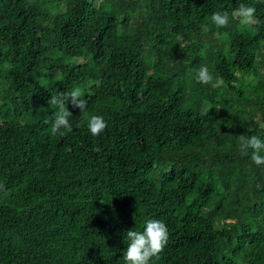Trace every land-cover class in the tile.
<instances>
[{"label": "trees", "instance_id": "1", "mask_svg": "<svg viewBox=\"0 0 264 264\" xmlns=\"http://www.w3.org/2000/svg\"><path fill=\"white\" fill-rule=\"evenodd\" d=\"M75 89L87 107L53 135L50 99ZM241 135L264 141V3L0 0V264H124L148 219L169 232L149 264H264V165Z\"/></svg>", "mask_w": 264, "mask_h": 264}, {"label": "clouds", "instance_id": "2", "mask_svg": "<svg viewBox=\"0 0 264 264\" xmlns=\"http://www.w3.org/2000/svg\"><path fill=\"white\" fill-rule=\"evenodd\" d=\"M258 3H264V0H257ZM256 9L253 6H247L240 3L234 10V17L245 25H254L258 21L255 19ZM211 22L217 27H226L229 24L228 12H214L211 15ZM203 31H208L207 25L202 26ZM197 82L202 84H210L212 76L206 66H201L196 74ZM82 92L75 89L71 92H59L56 96H52L50 101L57 106L58 111L55 114V119L51 124V132L53 135L59 134L63 136L66 132L72 131V124L69 117L72 113L68 110V105L72 108H77L79 111H84L87 107L86 99L82 98ZM79 127V125H77ZM88 131L94 137L100 136L107 128V122L102 116L93 115L87 122ZM241 148L251 149L252 162L256 166L264 165V155L261 151L264 150V141L257 136L244 137L240 136ZM99 147L93 148V151L99 152ZM3 189V185H0ZM128 240L127 248L123 253L124 264H149L153 257H158L169 241V232L165 223L157 219H148L145 221V226L142 231L128 230L126 232Z\"/></svg>", "mask_w": 264, "mask_h": 264}]
</instances>
